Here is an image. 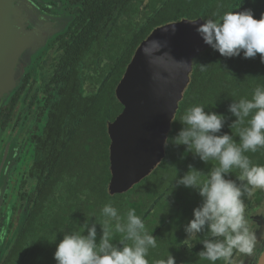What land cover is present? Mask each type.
<instances>
[{"label": "flooded vegetation", "instance_id": "1", "mask_svg": "<svg viewBox=\"0 0 264 264\" xmlns=\"http://www.w3.org/2000/svg\"><path fill=\"white\" fill-rule=\"evenodd\" d=\"M11 3L12 18L34 49L20 84L0 107V165L5 176L0 191V264L25 222L39 210L37 204L48 188H54L57 180H68L74 167L86 165L91 144L99 148L105 133L109 156L107 125L123 108L116 87L134 51L153 29L138 43L137 31L149 28L160 4L159 0ZM111 90L113 102L106 97H111ZM117 104L122 108L113 116ZM249 198L244 201L245 217L255 237L254 250L264 225V198L260 205ZM182 241L193 250L202 247L186 234ZM261 247L254 264L264 242ZM251 253L234 252L231 264H250Z\"/></svg>", "mask_w": 264, "mask_h": 264}, {"label": "trees", "instance_id": "2", "mask_svg": "<svg viewBox=\"0 0 264 264\" xmlns=\"http://www.w3.org/2000/svg\"><path fill=\"white\" fill-rule=\"evenodd\" d=\"M158 0H154L156 3ZM158 9L148 21L149 28L136 33V42L143 39L155 27L182 19L218 20L225 12H239L251 9L254 18L264 14V0H159ZM202 65H206L203 69ZM264 85V63L256 58L245 59L241 56L225 58L211 47L201 51L192 60V70L188 86L178 103V109L166 135L164 158L156 168L128 191L120 194H109L107 185L110 179L108 138L105 133L104 143L95 147L91 144L88 163L74 167L76 172L69 174L66 181L57 180L55 187L48 188V194L37 205L34 212L25 222L9 254L1 264H56L53 259L56 243L63 234L82 231V224L97 223V240L102 234L104 217L101 209L111 203L123 217L129 209H135L145 223L146 231L157 237V245L150 248L147 259L155 264L166 259L168 252L175 258L176 264H201L197 254L202 250H193L183 243L184 225L192 218V210L200 203L201 198L193 189L182 186L174 187L176 175L182 176L188 166L207 172L218 162L200 161L191 153H184V146L170 144L180 130V117L186 109L202 105L206 111L224 114L227 119L222 133L232 134L238 142V128L245 125L229 127L235 120L228 111L232 101L251 98L257 86ZM115 85H112V90ZM111 90V102L114 95ZM118 105V104H117ZM115 105L113 116L121 110ZM110 116V118H113ZM101 154V156H100ZM183 154V155H182ZM253 164L264 165V148L256 152L245 153ZM239 170L234 169L228 178L235 180ZM205 177H202L204 179ZM239 183V181H237ZM255 205L262 204L264 190L252 189L251 195ZM254 206V205H253ZM203 238V234H199ZM124 239L123 234L115 233L113 242ZM195 240V238H194ZM197 240V239H196ZM130 243V242H127ZM203 262V261H202Z\"/></svg>", "mask_w": 264, "mask_h": 264}, {"label": "clouds", "instance_id": "3", "mask_svg": "<svg viewBox=\"0 0 264 264\" xmlns=\"http://www.w3.org/2000/svg\"><path fill=\"white\" fill-rule=\"evenodd\" d=\"M195 31L204 44L222 57L242 55L250 59L259 54L264 63V14L256 19L251 9L229 11L218 20H203ZM227 111L235 117L230 128L246 122V126L238 128V142L232 134L221 132L227 119L224 114L194 105L180 117L182 127L170 143L184 146V153H191L205 164L218 162L207 172L189 165L178 176L176 169L173 185L193 189L201 198L184 225V232L186 239L198 240L202 245L198 256L210 264L218 260L231 264L234 252H252L255 237L248 227L243 198L251 195L252 189L264 190V165L253 164L245 154L264 148V85L257 86L250 99L232 101ZM234 169L240 173L235 180L228 178ZM101 215L104 220L98 240L95 221L84 222L82 231L63 234L53 253L56 264H149L147 255L150 248L156 247L157 237L146 231L135 209H129L122 217L108 203L102 207ZM115 233L123 234L124 239L114 243ZM155 264H176V260L168 252L166 259Z\"/></svg>", "mask_w": 264, "mask_h": 264}, {"label": "water", "instance_id": "4", "mask_svg": "<svg viewBox=\"0 0 264 264\" xmlns=\"http://www.w3.org/2000/svg\"><path fill=\"white\" fill-rule=\"evenodd\" d=\"M202 22L182 19L158 26L134 51L115 90L122 111L107 125L109 194L128 191L164 158L166 135L188 86L192 60L210 48L195 31ZM28 38L12 18L11 0H0V107L20 84L33 52ZM3 171L0 165V191ZM256 264H264V248Z\"/></svg>", "mask_w": 264, "mask_h": 264}, {"label": "rangeland", "instance_id": "5", "mask_svg": "<svg viewBox=\"0 0 264 264\" xmlns=\"http://www.w3.org/2000/svg\"><path fill=\"white\" fill-rule=\"evenodd\" d=\"M263 242H264V225L262 227V231H261V236L259 237V240L257 241V246L256 248H254V250L252 251L251 255L249 256V263L250 264H254V262L256 261V258L261 250V246L263 245ZM6 250L3 249V253L5 252Z\"/></svg>", "mask_w": 264, "mask_h": 264}]
</instances>
